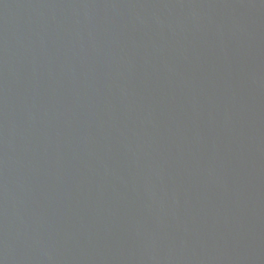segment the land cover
<instances>
[{
    "label": "water",
    "instance_id": "95a60500",
    "mask_svg": "<svg viewBox=\"0 0 264 264\" xmlns=\"http://www.w3.org/2000/svg\"><path fill=\"white\" fill-rule=\"evenodd\" d=\"M0 264H264V0H0Z\"/></svg>",
    "mask_w": 264,
    "mask_h": 264
}]
</instances>
